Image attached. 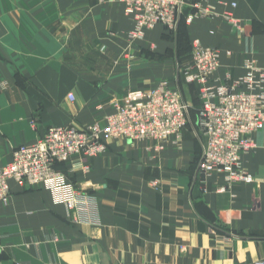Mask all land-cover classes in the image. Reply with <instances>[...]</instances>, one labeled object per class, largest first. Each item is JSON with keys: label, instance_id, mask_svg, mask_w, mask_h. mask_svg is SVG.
Returning a JSON list of instances; mask_svg holds the SVG:
<instances>
[{"label": "crops", "instance_id": "1", "mask_svg": "<svg viewBox=\"0 0 264 264\" xmlns=\"http://www.w3.org/2000/svg\"><path fill=\"white\" fill-rule=\"evenodd\" d=\"M182 24L188 43L218 51L219 83L247 59L264 70V0H186ZM131 29L116 0H0V165L50 127L104 125L111 100L171 76L193 103L176 68L190 52L171 71L144 57L164 28L132 51ZM192 121L179 138L106 139L104 153L59 166L86 198L72 212L10 181L0 264H264V128L241 156L252 183L228 184L196 175L204 139Z\"/></svg>", "mask_w": 264, "mask_h": 264}, {"label": "built area", "instance_id": "2", "mask_svg": "<svg viewBox=\"0 0 264 264\" xmlns=\"http://www.w3.org/2000/svg\"><path fill=\"white\" fill-rule=\"evenodd\" d=\"M116 1L132 23L127 34L131 42L141 40L156 26L175 32L186 6V0ZM229 22L237 27L235 20L230 18ZM219 66L218 51L195 40L188 62L176 67L177 82L181 78L198 91L200 106L195 127L204 141L196 175L203 181L218 172L228 184H249L253 179L242 167L241 156L254 149L253 135L264 128V70L247 59L241 76H227L219 83L215 77ZM3 87L0 84V89ZM68 97L73 100L72 94ZM108 108L104 125L50 127L37 141L16 147L10 161L0 165V204L9 202L12 181L50 190L54 201L72 212L85 204L86 198L68 182L59 166L74 157L92 158L104 153L106 139L165 141L179 138L192 126L191 107L178 84L160 82L153 88L130 90L120 99L111 100Z\"/></svg>", "mask_w": 264, "mask_h": 264}, {"label": "rangeland", "instance_id": "3", "mask_svg": "<svg viewBox=\"0 0 264 264\" xmlns=\"http://www.w3.org/2000/svg\"><path fill=\"white\" fill-rule=\"evenodd\" d=\"M184 10H185V8H184ZM150 32H152V31L151 30L146 31L144 34V37L141 40H137L134 43L128 42L127 45L128 44L131 45L130 46L131 51H132V48L134 46L143 45V42L146 41L147 36L149 35ZM159 37H160L159 39H161V42H159V44H161V45L158 44V46H157V45H155L154 42L152 44L150 43L148 45L149 49L152 46H154V48L152 51H149V55L145 54L144 57L148 58L149 60H151L155 63L156 62H158V63L166 62L168 64V67H170V70L172 71L173 67L175 66L174 58L179 57V58H183L185 60V57L188 55V53L191 50V43H188V40H186L187 38H186V33L184 31L183 24H182V17L180 19L179 25H178L175 32H167V31L163 30L160 32ZM187 62H188V60H185L184 63H187ZM169 78H170L169 80H163V81L157 82L154 86H156L160 82H166V83L172 85V82H173L172 78L173 77L171 76ZM153 87H151V88H153ZM192 92H193L194 97H193V103L190 104V107H191V112L193 114L198 110V108L200 106V102L198 99V91L195 92L194 90H192L191 95H192ZM26 188L39 189L42 187L41 186H33V187H26Z\"/></svg>", "mask_w": 264, "mask_h": 264}, {"label": "trees", "instance_id": "4", "mask_svg": "<svg viewBox=\"0 0 264 264\" xmlns=\"http://www.w3.org/2000/svg\"><path fill=\"white\" fill-rule=\"evenodd\" d=\"M198 111V110H197ZM197 111L195 113L192 114V112L190 111V119L191 121L194 120V117H195V120L197 118ZM193 122V121H192Z\"/></svg>", "mask_w": 264, "mask_h": 264}]
</instances>
